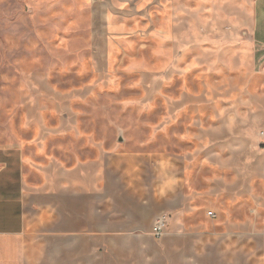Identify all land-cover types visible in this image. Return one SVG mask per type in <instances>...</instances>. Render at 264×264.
I'll return each instance as SVG.
<instances>
[{
  "label": "rangeland",
  "instance_id": "rangeland-1",
  "mask_svg": "<svg viewBox=\"0 0 264 264\" xmlns=\"http://www.w3.org/2000/svg\"><path fill=\"white\" fill-rule=\"evenodd\" d=\"M254 2L0 0V147L42 163L152 146L173 131L194 140L236 102L247 115L251 98L264 102ZM18 245L0 240V264L57 262ZM137 255L113 264H140Z\"/></svg>",
  "mask_w": 264,
  "mask_h": 264
},
{
  "label": "crops",
  "instance_id": "crops-1",
  "mask_svg": "<svg viewBox=\"0 0 264 264\" xmlns=\"http://www.w3.org/2000/svg\"><path fill=\"white\" fill-rule=\"evenodd\" d=\"M252 33L264 67V0L254 2ZM241 105L180 143L173 131L152 146L42 163L0 147V240L43 262L56 254V264H113L129 252L140 264H160L162 253L171 264H264V102L251 98L247 115ZM161 214L169 225L158 240Z\"/></svg>",
  "mask_w": 264,
  "mask_h": 264
},
{
  "label": "built area",
  "instance_id": "built-area-1",
  "mask_svg": "<svg viewBox=\"0 0 264 264\" xmlns=\"http://www.w3.org/2000/svg\"><path fill=\"white\" fill-rule=\"evenodd\" d=\"M208 215L210 217H214L213 212H209ZM168 225H169V215L168 214H161L160 216H158L155 219L153 227H152L153 237L156 239L163 238L167 233Z\"/></svg>",
  "mask_w": 264,
  "mask_h": 264
}]
</instances>
